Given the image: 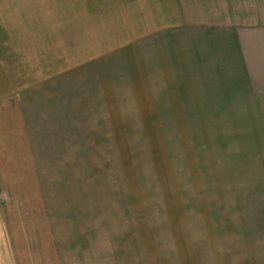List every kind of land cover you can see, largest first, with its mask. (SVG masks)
Listing matches in <instances>:
<instances>
[{
    "label": "rangeland",
    "instance_id": "obj_1",
    "mask_svg": "<svg viewBox=\"0 0 264 264\" xmlns=\"http://www.w3.org/2000/svg\"><path fill=\"white\" fill-rule=\"evenodd\" d=\"M173 1L0 0V264H202L224 248L223 200L254 197L240 185L258 161L199 143L207 128L176 111L155 41Z\"/></svg>",
    "mask_w": 264,
    "mask_h": 264
},
{
    "label": "crops",
    "instance_id": "obj_2",
    "mask_svg": "<svg viewBox=\"0 0 264 264\" xmlns=\"http://www.w3.org/2000/svg\"><path fill=\"white\" fill-rule=\"evenodd\" d=\"M173 2L178 23L160 28L155 41L160 67L167 60L174 75L176 111L207 128L199 143L231 142L229 153L258 161L240 185L254 197L223 200L234 211L219 220L224 248L202 264H264V0Z\"/></svg>",
    "mask_w": 264,
    "mask_h": 264
}]
</instances>
